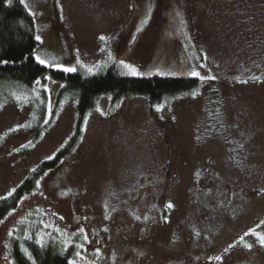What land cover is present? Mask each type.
<instances>
[{"label":"rangeland","instance_id":"374dc122","mask_svg":"<svg viewBox=\"0 0 264 264\" xmlns=\"http://www.w3.org/2000/svg\"><path fill=\"white\" fill-rule=\"evenodd\" d=\"M175 1L189 43L182 71L199 89L153 108L102 97L77 147L0 223V264H16L28 242L69 264H264V0ZM170 3L34 1L46 72L0 105V200L73 135L76 101L58 105L65 83L51 72H152ZM40 92L47 124L36 140Z\"/></svg>","mask_w":264,"mask_h":264},{"label":"trees","instance_id":"16d2710c","mask_svg":"<svg viewBox=\"0 0 264 264\" xmlns=\"http://www.w3.org/2000/svg\"><path fill=\"white\" fill-rule=\"evenodd\" d=\"M34 1L0 0V105L13 102L18 95L29 92L31 94L34 85L46 72L43 63L39 62L41 57L34 55L38 44L37 32L42 28ZM168 8L167 21L164 23L155 56L147 65V69H153L152 72L143 76H124L109 70L91 77L79 72H51L56 80L65 83L58 95V105L68 97L76 101L77 121L73 135L54 159L41 164L10 196L0 200V223L22 198L36 189L37 181L47 170L57 167L77 147L83 136L85 122L96 110L102 97L110 98L113 103L145 98L153 108L165 99L189 95L199 89V80L185 76L182 71L181 50L184 48L187 51L189 43L176 1L171 0ZM168 67L173 74L169 72L166 76L161 75L162 70ZM34 99L31 103L36 106L34 112L39 119L30 125L29 132L39 140L37 136L41 135L47 124L44 93L40 92ZM26 250L27 255L24 256L17 245L15 246L13 255L16 264H69V255L55 246L42 247L28 242Z\"/></svg>","mask_w":264,"mask_h":264},{"label":"flooded vegetation","instance_id":"af4514ba","mask_svg":"<svg viewBox=\"0 0 264 264\" xmlns=\"http://www.w3.org/2000/svg\"><path fill=\"white\" fill-rule=\"evenodd\" d=\"M228 70H229V72H228ZM221 71H222L221 73L224 74V75H226V74H228V73H232V72H231L232 69L230 68V66L228 67V64H227V63H225V64L222 65ZM232 74H233V73H232ZM142 189H143V188H141V189H139V190L137 189L136 191L138 192V191H140V190H142ZM142 209H143V211H142L143 214L148 216V215H149V210H148L149 208H147V205H146L145 207H143Z\"/></svg>","mask_w":264,"mask_h":264},{"label":"snow or ice","instance_id":"6c2138e0","mask_svg":"<svg viewBox=\"0 0 264 264\" xmlns=\"http://www.w3.org/2000/svg\"><path fill=\"white\" fill-rule=\"evenodd\" d=\"M39 62H40V63H44V61H42V60H40ZM5 63H7V61H5ZM64 71H65V72H72V71H74V69H71V68H65ZM132 72H133V74H136V73H135V69H132ZM168 207H169V208H172L173 205H172V204H169ZM85 239H87V237H85ZM261 244H262V246H264V238L261 239ZM78 255H79V254H78ZM217 259H219V257H217Z\"/></svg>","mask_w":264,"mask_h":264}]
</instances>
